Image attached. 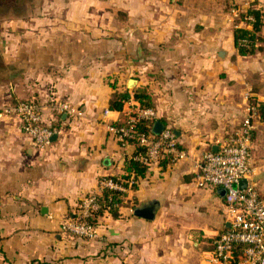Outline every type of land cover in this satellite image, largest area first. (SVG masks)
<instances>
[{"label":"crops","instance_id":"1","mask_svg":"<svg viewBox=\"0 0 264 264\" xmlns=\"http://www.w3.org/2000/svg\"><path fill=\"white\" fill-rule=\"evenodd\" d=\"M35 5L0 26V264H217L215 242L229 225L225 199L219 188L197 187V163L241 128L248 95L264 104V0ZM251 7L263 14L261 49L241 56L234 32L246 23L232 10ZM137 89L187 156L149 167L135 189L122 192L119 216L98 218L94 239L67 234L62 224L83 199L101 196L103 179L126 173L135 149L109 126L139 102L131 96L121 111L110 102L117 91ZM21 101L38 104L44 126L58 131L50 145L36 146L20 119L3 111ZM60 103L81 116L61 112ZM253 127L254 181L264 194L259 114ZM150 202L157 203L153 220L134 214Z\"/></svg>","mask_w":264,"mask_h":264},{"label":"built area","instance_id":"2","mask_svg":"<svg viewBox=\"0 0 264 264\" xmlns=\"http://www.w3.org/2000/svg\"><path fill=\"white\" fill-rule=\"evenodd\" d=\"M236 16L240 10L233 9ZM252 20L251 16L246 17ZM247 117L241 128L233 135L217 141V149H208L197 163L196 185L199 188L216 187L225 191V209L228 227L215 242L212 261L217 264H264V194L260 193L254 181L255 167L252 163L253 123L258 117V104L248 95ZM61 112L81 116V112L69 103H60ZM5 114L20 119L21 129L28 134L38 147L50 145L51 138L58 132L44 126L38 104L33 101H21L5 107ZM109 113L105 111V116ZM158 114L151 108H136L123 122L109 126L118 142L129 146L131 141L145 147V153L134 157L135 160L152 167L160 160L171 157V161L183 160L187 154L178 147L175 132L165 126L159 135H147L135 129L139 120L155 123ZM246 181L245 186H240ZM101 189L120 192L127 187L111 179L100 182ZM98 195L85 197L80 209L73 217H68L62 224V230L85 239H94L96 226L86 221L93 212L100 208Z\"/></svg>","mask_w":264,"mask_h":264},{"label":"trees","instance_id":"3","mask_svg":"<svg viewBox=\"0 0 264 264\" xmlns=\"http://www.w3.org/2000/svg\"><path fill=\"white\" fill-rule=\"evenodd\" d=\"M239 16L240 19L245 21L246 26L235 29V45L239 55H253L261 49L258 44L262 41L259 32L263 26V14L259 9L251 7L246 12L240 11ZM247 16H251L252 20H247ZM248 26H252V29H249ZM131 96H133V98L139 102V107L142 109H152L154 107L148 93L143 89H137L133 91V94L129 93V91L115 92L110 102V110L121 111L124 104L130 99ZM257 110L259 118L264 120V104H258ZM154 125L155 123L153 122L139 120L135 125V129L147 135H157L153 130ZM130 143L135 149V153L126 163L125 175L121 177H112L110 179L114 182L122 183L126 187L130 186L131 188L135 189L136 180H138L140 177H144L147 174L149 167L134 159L135 156L144 154L146 148L139 145L135 141H131ZM169 163H171V157L165 156L160 160L159 165L165 167ZM97 198L100 208L93 212V214L86 219L88 223L97 226L98 218L103 216L105 211L115 218L119 216L118 207L124 203V193L105 188L103 189L102 195L98 196Z\"/></svg>","mask_w":264,"mask_h":264},{"label":"rangeland","instance_id":"4","mask_svg":"<svg viewBox=\"0 0 264 264\" xmlns=\"http://www.w3.org/2000/svg\"><path fill=\"white\" fill-rule=\"evenodd\" d=\"M41 0H4L0 1V26L8 18L29 16L35 12V4ZM2 31L0 30V33Z\"/></svg>","mask_w":264,"mask_h":264},{"label":"water","instance_id":"5","mask_svg":"<svg viewBox=\"0 0 264 264\" xmlns=\"http://www.w3.org/2000/svg\"><path fill=\"white\" fill-rule=\"evenodd\" d=\"M136 84V80L135 79H129L128 81V87L130 89H132ZM164 124L161 121H157L154 125V133H156L157 135H159L163 129H164ZM57 135H54L52 137V140L56 139ZM216 150V148L214 149ZM246 185V181H242L240 186H245ZM222 194H225V191L222 190ZM156 209H157V203L156 202H150L148 204H146L144 207H137L134 210V214L138 217H142L148 220H153L155 217V213H156Z\"/></svg>","mask_w":264,"mask_h":264},{"label":"flooded vegetation","instance_id":"6","mask_svg":"<svg viewBox=\"0 0 264 264\" xmlns=\"http://www.w3.org/2000/svg\"><path fill=\"white\" fill-rule=\"evenodd\" d=\"M0 1H2V0H0Z\"/></svg>","mask_w":264,"mask_h":264}]
</instances>
